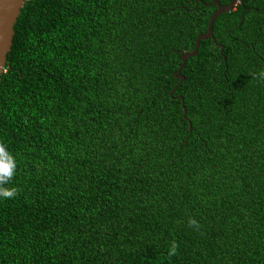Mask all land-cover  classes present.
<instances>
[{
  "label": "trees",
  "instance_id": "trees-1",
  "mask_svg": "<svg viewBox=\"0 0 264 264\" xmlns=\"http://www.w3.org/2000/svg\"><path fill=\"white\" fill-rule=\"evenodd\" d=\"M214 1H26L0 81V264H264V0L174 75Z\"/></svg>",
  "mask_w": 264,
  "mask_h": 264
},
{
  "label": "water",
  "instance_id": "water-1",
  "mask_svg": "<svg viewBox=\"0 0 264 264\" xmlns=\"http://www.w3.org/2000/svg\"><path fill=\"white\" fill-rule=\"evenodd\" d=\"M27 0H0V81L1 76L5 72L7 55L11 51L13 44V37L15 34L14 26L17 23L21 10L24 8ZM242 0H232L227 5H222L219 0H215L212 4L217 6V10L211 15L208 23L207 32L200 34L195 41L194 49L190 52L182 53V64L175 72V77L183 80L184 76L181 75L182 69L185 67L188 58L196 56L202 40L214 38L213 27L215 20L223 13L229 12L234 9L236 4ZM175 90V89H174ZM174 90L171 92L173 94ZM183 99V98H182ZM184 115L186 116V107L183 105Z\"/></svg>",
  "mask_w": 264,
  "mask_h": 264
},
{
  "label": "clouds",
  "instance_id": "clouds-1",
  "mask_svg": "<svg viewBox=\"0 0 264 264\" xmlns=\"http://www.w3.org/2000/svg\"><path fill=\"white\" fill-rule=\"evenodd\" d=\"M259 77L264 79V71L259 73ZM16 170V162L13 156L0 145V197L11 198L15 196L16 189L4 187L12 179ZM191 225H196L195 220H190Z\"/></svg>",
  "mask_w": 264,
  "mask_h": 264
},
{
  "label": "flooded vegetation",
  "instance_id": "flooded-vegetation-1",
  "mask_svg": "<svg viewBox=\"0 0 264 264\" xmlns=\"http://www.w3.org/2000/svg\"><path fill=\"white\" fill-rule=\"evenodd\" d=\"M240 2H242V1H239L238 3H240ZM238 3H237V4H238ZM237 4H236V6H237ZM236 6H235V7H236ZM235 7H234V8H235Z\"/></svg>",
  "mask_w": 264,
  "mask_h": 264
}]
</instances>
